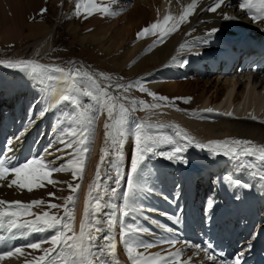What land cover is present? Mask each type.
Here are the masks:
<instances>
[{
	"label": "bare ground",
	"instance_id": "1",
	"mask_svg": "<svg viewBox=\"0 0 264 264\" xmlns=\"http://www.w3.org/2000/svg\"><path fill=\"white\" fill-rule=\"evenodd\" d=\"M52 1L55 5L50 4L51 8L54 9V7L60 6L63 9L66 8L70 10L69 6L71 5V0ZM231 2L233 4L236 2L238 5L237 13L236 9L234 11L236 14H234V17L244 16L247 18V21L240 22V20H237L238 18L234 19V17L229 20L223 19V16L229 13H227V10L231 8L229 7ZM240 2L241 0H225L224 5L213 13L207 11V9L214 5L215 0H197V6L188 16L187 22L181 23L176 30L171 31L161 43L155 44V46H153L154 42L157 41L159 39L158 36L161 35L159 30H157L155 34H150L154 36V39L151 37L149 40L146 39L148 35H145L142 39H137V33L158 21L162 23L166 15L179 18L183 9L190 5L192 0H141L134 6H130V4H133V0H95L97 5L108 7L109 11L114 14H103L98 11L94 12L93 15L87 18L83 17L81 26L79 24L75 26V22L73 21L74 9L71 10V24L69 23L70 25L68 28H71L70 32L74 36V41H78L81 45L86 55L85 59L91 60V62H94L97 66L110 68L112 72L116 70L118 74L114 77L116 79H121L120 82L106 80L99 81V83L102 85L106 84L107 90L116 97L118 93H116L117 91L115 92L112 87L120 89L116 87L117 84L120 85L121 83L124 85L126 83L129 85L131 82L130 80L133 78H144L141 80L146 81L148 87L152 83H155L154 87H157V90H155L156 94L169 98V101L165 102L167 105H162L165 110L168 111L166 116L170 117L175 122V124L174 122L173 124L170 122L172 129L175 130V128H177V131L183 130L189 137L192 136V138H194L193 143H188L181 136H179V138L178 135L175 136L177 137L179 146L185 149L182 155L186 160V162L175 163L180 165L185 175L189 173V165L192 162L200 160L207 165L203 171L201 186H196L194 179L190 180L184 178L186 186L179 203L175 204L170 199L173 205L169 201L167 195H165L166 192H158L155 186L148 187L143 197L139 199V204L143 208L142 214L139 213L143 219V225L140 226V228L147 229V232L141 233L137 239L143 243H147L150 238L157 242L161 239H173L177 241L175 245H161L157 243L151 249L149 248L147 253L164 252L166 254L168 251L180 248L184 251L186 250V243L179 240L182 236V223H186L191 219L200 218L205 211L207 202L214 204L218 201L216 197H214V199L210 197L206 199L209 192L208 187L211 186V170H216V173L221 174V176L230 174L233 180L238 179L242 184L252 186V190L249 192L246 187H235L233 184L231 192L228 191L229 194L227 193L226 201L231 202L234 199L232 195H234L237 199L238 206L247 212V214L251 211H254L255 214L256 212L260 213L257 209V205L261 206L264 210V190L259 187V175H251L250 169L242 168L235 161L222 154L214 155L207 149H201L203 153L198 154V151H196L197 147H195V142L207 144L211 140L228 139L251 140L257 145H264V122H262L264 121V88L258 87V84L264 85V83L260 84L257 76L251 78L252 84L250 79L246 80L244 74L253 69L251 63H246L239 70L237 62L232 60L227 69H221L218 72V69L214 70L210 66H205L207 62L199 56H184V54H182L185 53L186 49H197L201 47L190 45L198 38H203L205 33L213 27L219 29L215 35L218 40L228 39L232 34H263L264 21H254L250 14L239 8ZM46 3L47 0H0V81H2L3 86L2 91H0V135H4L8 139L5 157H10L14 165H20L27 156L36 155V157L43 156L45 159L50 158L47 155L48 152L43 151V141L38 139L37 142L36 135L41 133L45 138L53 122L48 119V116L44 115L40 118L45 117L46 119L44 118L42 120L38 118L35 121V125L23 130V127L27 123L26 119H29V112L24 110V102H21L16 94L14 83L18 76V72L14 68L5 66V63H3L7 61H16L18 55L24 53L28 48H32L33 54L30 60H35L45 65L48 64L45 58L49 57L48 53L52 47L54 48L56 40L54 41L55 29L49 27L46 22H42L43 18L41 19V15L39 14L41 9H43V4ZM37 18L41 19V21L35 22ZM170 25L171 21L168 26ZM81 29H84V31L79 35L78 31H82ZM213 40L214 38L211 41ZM182 44L185 45L184 48L180 47ZM209 45H211L210 42ZM149 48H151V50L146 51ZM8 52L12 53L11 56L8 55ZM39 57H43V59H39ZM183 61H187V63L182 64ZM62 62L61 64H67L69 67L71 66L70 62ZM48 65L58 66L59 64L55 63ZM81 68L82 71L87 70L91 72L83 63ZM261 70H264V62L256 67L253 72L257 75ZM238 71L240 73H238ZM22 73L27 83V88L31 89V86H28L35 80L34 77L29 76L25 72ZM215 73L217 74L214 75ZM218 75L224 78V84L221 83V79H218ZM235 77H237V81ZM98 79L101 80V78L97 77V80ZM240 80L241 82L245 80L243 82L247 81V83L243 85ZM52 82H55V84L58 83V81ZM58 85H63V82L61 81ZM249 85L251 86L246 96V90ZM242 87V91L237 89H241ZM124 89L122 88L121 90ZM27 92L29 91L27 90ZM121 92L127 99L124 98V100H119V103L124 104L125 107L130 109L133 107L131 100L134 99L138 101L140 96L142 98V95L139 93L140 91L138 92L134 87H132L130 91L128 90V92ZM36 94L39 98V93ZM181 97H191V100L189 102H184L181 99H176ZM55 100L56 97H53L51 104H55ZM221 101H223L224 105H228L226 113L219 115L214 114L213 111H207L208 109L212 110V107L221 103ZM240 102H243L241 106H233ZM53 108L54 107H52V109ZM140 111L141 110L138 109L129 113L127 125L129 129L136 123L135 120L138 113H141ZM228 112L232 113V115H227ZM248 112H251L257 119L253 120L249 118L247 115L249 114ZM168 117H166V119ZM107 119L102 118L100 121L98 118L100 123L97 127V138L95 137L96 141L93 146V153L87 163L84 180L80 187L75 223V230L77 232H79L80 222L84 216L89 185L96 177L97 165L100 163L102 151L105 147L111 148L110 144H105L104 138V124L108 121ZM44 120H46L45 124L43 123V125H40V122ZM146 122L149 124L148 121ZM167 128H169V126ZM21 133H23V135H21ZM174 139L176 140V138ZM44 144L46 145L45 142ZM54 145V143L50 145V148ZM9 147L12 148L11 152L8 151ZM164 147H166L168 151H171L174 145L164 142V144L160 145V149L163 150ZM133 148L134 137L128 136L119 149L123 158L118 160L117 163L120 165V174L125 179L122 180L120 191L114 201L117 205L123 204L121 197L126 188V173L128 171ZM212 159L213 162H215V167L213 169H211L209 165ZM166 161L170 162L171 160L166 159ZM253 162L259 166L258 161L254 160ZM106 174L116 175L115 171L108 165L107 160L101 167V177L104 178ZM11 178L12 177L9 176V179ZM217 178L220 177L218 176ZM62 179L65 181V178ZM61 180L59 182V184L62 185L61 187L67 186L66 182L62 183ZM221 181L222 180H220V182ZM105 183L108 187L113 186L111 181H105ZM172 184H174L172 181H169L167 184V193L170 192ZM0 200H20L28 203L24 190L16 187H8L7 181H0ZM130 202L133 205L135 204L133 197ZM108 211L110 210L103 209L100 213L101 219L104 218ZM174 211H179V213H181V223L175 222L178 221V219L173 216ZM242 214L243 213H238L236 217ZM28 217L27 215H22L19 217V220L23 222L25 218ZM32 217L34 218V216ZM263 221L264 213L261 218L252 219L251 225L253 226ZM228 224L231 226L233 220L228 221ZM163 226H167L171 230L165 231ZM119 233L120 227L118 224L112 232V235L115 236L116 258L119 259L120 264H131L128 254H126V248L120 241ZM260 233L262 237L260 244H262L264 231L258 232L257 235L260 236ZM146 238L149 239L145 241ZM14 244H18V247L22 248L24 255H14L0 261V264H25L26 260H28L27 248L24 247V242H18V235L12 237L9 244L10 249H12ZM214 249L215 252H222V247L219 243L214 246ZM138 251L144 252V249L140 248ZM211 255H209L207 251L199 252L198 250H194L190 253L182 254L181 259L186 260L191 257V264H220L217 258L214 261L209 259L208 257Z\"/></svg>",
	"mask_w": 264,
	"mask_h": 264
},
{
	"label": "snow or ice",
	"instance_id": "2",
	"mask_svg": "<svg viewBox=\"0 0 264 264\" xmlns=\"http://www.w3.org/2000/svg\"><path fill=\"white\" fill-rule=\"evenodd\" d=\"M224 3L225 0H215L214 5L210 6L207 11L214 13ZM196 6L197 0H192V3L183 9L179 18L166 15L162 23L158 21L137 33V39H142L145 35L155 34L159 30L161 35L154 42L153 46L161 43L171 31L176 30L181 23L187 22L188 16L195 10ZM239 8L250 14L254 21H264V0H241ZM46 11V8L41 9V14ZM97 11L103 14H114L109 11L108 7L97 5L95 0H77L73 14L76 16L83 15L87 18ZM223 19L229 20L233 19V17L225 14ZM170 21L171 25L168 26ZM218 31V28L213 27L205 33L203 38H198L196 41H193L190 46L208 44ZM180 47L184 48L185 45L182 44ZM150 50L151 48L146 51ZM3 63L9 68L25 72L37 80L64 82L68 85L65 88V93L59 96L55 104L49 103L48 107H58L63 103H68L76 110V114L71 116L66 126H63V121L58 122L62 125L60 127V139L58 142L62 143L66 149L74 150L72 159L62 165H57L56 160H60L62 157L57 156L55 159L49 161L41 156L39 158H33L22 165H14L10 157H0V181H7L8 187H16L22 190L26 189L31 192L34 188L44 187L45 182L55 185L58 182L52 179V174L63 171H72L74 177L79 176L81 179L83 178L85 160L87 154L90 152L89 145L92 135L90 126L95 118L90 115L87 106H83L77 98V93L82 91L80 86L85 80L91 85H94L98 89V93L94 94L91 90L84 89V95L93 97L99 105L97 111H106L108 116V121L104 124V138L105 144H110L111 148L105 147L100 156L96 177L89 185L88 198L86 199L84 216L80 222L79 232L74 227L75 217L73 212V207L77 199L75 193L80 188L79 184L75 186L69 185L74 195L67 197L64 205H49L50 208L63 207V216L49 214V212H44L43 214L34 213L32 211L33 207H39L44 203L43 200H33L28 203L20 200H0V228H6L12 237H15L17 233L26 236L28 230L32 232L54 230V234L51 235L50 239L46 238L40 242H32L28 245L32 249H41L42 243L47 242L52 247L43 249V255L34 257L32 260H26L25 264H120L115 253V236L112 235L113 229L118 224L120 227V238L125 245L131 264H191V257L186 260L181 259L183 254L182 249L168 251L166 254L164 252L147 253V250L157 243L161 245H175L177 241L173 239H161L158 242L143 243L137 237L139 234L147 232V229H142L135 223H125L124 220V218L129 217L137 211L130 201L141 188L137 182V174L146 158L150 155H160L171 161L186 162L182 155L185 149L179 146L178 141L174 142L171 139L150 134L149 129L155 127L162 128L164 125H153L145 121H136L131 129L127 126L130 112L137 110V108L140 110L145 108L152 109L163 105L159 103L148 105L144 101L133 99L131 100L133 107L131 109L127 108L124 104L119 103L120 97L111 95L107 88L97 83L96 75L87 70L81 71L74 63L67 70L61 66L45 65L35 60H16ZM186 63L187 61L182 62V64ZM99 77L105 80H111L103 72L99 73ZM142 83V81L137 80L127 86L117 84L116 87L127 90L129 87L140 86V90L148 92V95L152 96L154 100L160 102L169 101L168 97L148 91V89L142 87ZM176 99L189 102L191 97ZM47 111V107L42 109L39 116H44ZM207 111L212 110L208 109ZM227 115L231 116L232 113L229 112ZM251 119L255 120L257 118L252 116ZM177 134L183 137L188 143L194 142V138L189 137L183 130H178ZM128 136L134 137V148L126 173V188L121 197L123 204L117 205L114 201L120 191L122 180L125 179L120 174V165L117 161L123 158L119 149ZM164 142L176 146L171 151H158V148ZM195 147L207 149L214 155L222 154L235 161L242 168L250 169L251 175H259V187L264 190V145H257L251 140L228 139L211 140L207 144L195 142ZM8 151L11 152L12 148L9 147ZM56 151H60V149ZM106 160L116 175L106 174L102 178L101 167L105 164ZM254 160L259 162V166L253 162ZM9 176L12 178L9 179ZM224 179L236 186L251 187V185L242 184L238 179L233 180L230 176H225ZM105 181H111L113 186L108 187ZM49 196L54 197L55 193H49ZM207 207L211 209L212 204L209 203ZM103 209H109L110 211L101 219L100 213ZM22 215L34 216L35 219L19 222V217ZM175 222L179 223V221ZM163 227L165 231L171 230L167 226ZM140 248H143L144 252L138 251ZM207 249H211V245H208ZM207 249L201 250L207 251ZM14 255H24L22 248L16 247L14 250L3 252L0 254V261ZM242 257L243 253H240L232 264H242ZM208 258L213 261L216 259L214 255Z\"/></svg>",
	"mask_w": 264,
	"mask_h": 264
},
{
	"label": "rangeland",
	"instance_id": "3",
	"mask_svg": "<svg viewBox=\"0 0 264 264\" xmlns=\"http://www.w3.org/2000/svg\"><path fill=\"white\" fill-rule=\"evenodd\" d=\"M140 1L141 0H133V4H130V6H134L135 4H138ZM76 3H77V0H71V5L69 6L70 10H68L66 8L63 9L60 6L59 7L56 6V7H54V9L51 8V5H55V4H53L52 0H47V3L43 4V9L46 8L47 11L44 12L43 14H41V11H40L39 14L41 15V19L43 18L42 22H46L49 27H53L55 29L54 41L56 40L55 44H54L55 45L54 48L53 47L51 48V50L48 53L49 57L45 58V60L48 61V64L58 63L59 64L58 66L64 67L66 70L69 69V66L67 64L61 65L62 61H64V63H66V61L70 62L71 65L73 63L76 64L77 67H79L81 69V71H82L81 65L83 63L84 65L87 66V68L92 73H94V75H96L98 78H101V80L98 79L97 82L106 81L102 77H99V73H101V72H103L107 76H109L111 78V81L113 80L114 82H120L121 79H116L114 77V76H116V74H118L116 70H115L116 72L114 71L115 72L114 73V72H112V69H110V68H103V67L97 66L94 62H91V60L85 59L86 55H85L84 51L82 50L81 45L78 43V41H74V36L70 32L71 28H68V27L71 24V19H70L71 18L70 17L71 16V10L75 9ZM235 4H236V2H234V4L232 2L230 3L229 7H231V8L227 10V13L229 12L228 13L229 16H230L231 13L235 14V12L233 11V8H232V7H234L233 5H235ZM235 7H234V9H235ZM237 9H238V7L236 8V13H237ZM83 17H84L83 15H81V16L73 15V21L75 22V26H77L78 24L81 26V22H82ZM242 17H244V16H240V17H236L235 16L234 19L238 18L237 20H240V22H245L246 18H242ZM41 19L37 18L35 22H39V21H41ZM81 30L82 31H80V30L78 31L79 35H81L83 33V31H84V29H81ZM151 37H152V39H154L153 35L152 36L148 35L146 37V39L149 40ZM158 37H160V35ZM11 54L12 53L8 52L9 56H11ZM32 54H33V49L32 48H28V50L24 51V53L18 55L17 60H19V59H21V60H30V58L32 57ZM39 59H43V57H39ZM92 63H94V64H92ZM205 66H209V65L206 63ZM17 72H18V76L15 79L16 81L14 83L15 87L17 89L16 90V94L18 95L19 100L21 102L22 101L24 102V106H23L24 110L26 112H29V116H28L29 119L28 118L26 119L27 123L23 127V130L31 127L32 125H35V121L38 118L41 117V116H39L40 111L47 107L48 111L45 113V115L48 116V119L52 120L53 124L49 128L50 130L47 131L45 138L40 133V134L36 135V140H37V142H38V139L40 141H43L42 142L43 151L44 152L45 151L48 152L47 155L50 158H46L45 160H49L50 161V160L55 159V157L60 156V157H62V159L56 160V164L57 165H62L64 163H66L68 160L72 159V153H73L74 150L73 149H66L62 143L58 142L59 139H60V127L62 126L58 122L63 121L64 122L63 126H66L69 123V120H70L71 116H74L76 114V110L68 103H63V104H61L58 107H54L53 109H52V107H48V105H49V103L52 102L53 97H56V100H57L59 98V96L61 95L60 94L61 92H62V94H64L65 93V88L68 85H66L64 82H63V85H58V84L61 83V81H58V83L55 84V82L53 83L52 81L37 80L36 78H34L35 80H33L31 82L32 84H30L28 86V87L31 86L30 87L31 89H28L27 88V83L25 81V78L22 75L23 74L22 71L17 70ZM238 73H240V72L238 71ZM216 74L217 73H215L214 75H216ZM244 75L246 77V80H248V79L252 80L251 77H250V74L245 73ZM235 78H236V81H237V77H235ZM139 79H140V77H136V78L131 79L130 81L131 82H135V81H137ZM141 79H144V78H141ZM218 79H221V83H223L224 78H221L219 76ZM141 81L143 82L142 83V87H144V88L148 89L150 92L156 94L155 90H157L156 89L157 87L156 86L154 87L155 83H152L148 87V84H147L146 81H144V80H141ZM243 81H245V80H243ZM243 81L241 82V80H240V82L243 85L247 83V81L246 82H243ZM259 83L261 84V83H264V82L259 81ZM120 85H123V84L120 83ZM127 85L128 84H126V83L124 84V86H127ZM261 85H263V84H261ZM261 85L258 84V87L264 88V85L263 86H261ZM104 86L106 88V84L102 85V87H104ZM250 86L251 85H249L247 87V90L249 89ZM80 87H81L82 91L80 93H77V98L81 101V104L83 106H87L90 115L95 117L93 119L92 123H91V126H90V131H91L92 135L90 137L91 143H90L89 147H90V151L92 150V152H89L87 154V158L85 160V166H84V170H83V178L82 179L79 176L74 177L73 174H72V171H63V172H58V173H53L52 174V179H54L55 181L58 182L55 185L48 184L47 182H45V186L44 187L34 188L33 191H31V192H29L26 189H23L24 193L27 196L28 202H31L33 200H43L44 201V203L41 204L39 207H33V209H32L33 212H35L37 210L36 212L37 213L39 212L38 214H40V213L43 214L44 212H49V214H54V215H57V216H63L64 215V208L63 207L50 208L49 205L50 204L64 205L66 200H67V197H69L71 195H74L72 193L71 188L69 187V185L75 186L76 184H79L80 187H81V184L83 183L84 176H85L86 169H87V166H86V164L88 163L87 161L90 160L91 155L93 153V146H94V143L96 141V138H97L96 136H97V132H98L97 131V127L99 126V123L102 120V118H104V119L108 118L106 111H97V109L99 108V105H98L97 101L95 99H93V97L84 95V93H83L84 89H88V90H91L94 94H96V93H98V89L94 85H91L86 80L84 81V83ZM112 88H113V90L115 92L117 91L116 92V93H118L117 97H120V100H124V98H125L122 95L121 91L128 92V90L130 91L132 89V87L127 88V90H125L124 88H123L124 90H121L122 88H120V89H116L114 87H112ZM2 89H3L2 81H0V91ZM134 89H137L138 92L140 91L139 93H140V95H142V98L140 96V99L138 101H144L145 104H148V105L156 104V103L164 104V105L166 104L165 102H161L160 103V101L154 100L153 97L148 95V92L141 91L140 90V86H135ZM237 89L239 91H242L243 87L241 89L240 88H237ZM27 90L29 92H27ZM108 92L110 93V91H108ZM36 93H39V98L37 97L38 95ZM50 95H51V100H50ZM149 98H151V99H149ZM163 108H164L163 106L158 107V108H152V109L145 108V109L140 111L141 113H138L137 117H139V116L140 117L139 118L136 117L135 121H140V120L141 121H145L146 120V121L149 122V124L164 125V127H162V128L155 127V128L149 129L150 134L153 135V133L155 132L154 135L157 134L155 136L168 138V139H171L174 142H177V137H175L176 135H178L177 134L178 133L177 128H175V130L172 129V125H170V124L171 123L173 124L174 121L170 117L166 116L168 111H166L165 108L164 109ZM138 109L139 108H137V110ZM81 110H83V108H81ZM162 113H163V115H162ZM144 114H145V116H144ZM142 116H144V117H142ZM165 116L168 117V118L166 119ZM44 118H40V119L43 120ZM98 118H99L100 121L98 120ZM45 121L46 120L41 121L40 125H43V123L45 124ZM174 124H175V122H174ZM168 126H169V128H167ZM170 126H171V128H170ZM169 130H171V131H169ZM172 130H173V133H172ZM179 136L180 135H178V138H179ZM190 137H192V136H190ZM174 138H176V140ZM53 140H54V142H53ZM44 142L46 143V145L44 144ZM53 143L55 145L52 148H50V145H52ZM162 144H164V143H162ZM172 145H174V144H172ZM174 146H176V145H174ZM161 148H162V146H161ZM57 149H60V151H56ZM164 149L161 150L160 147H159L158 151H161V152H167L168 151V149L166 147H164ZM196 151H198L199 154L203 153V151H201L200 148H196ZM159 157H160L159 155L158 156L157 155H150L148 158H146V160L141 165V171L139 173L140 174L139 175V180H140V183H141L142 187L136 193V198H137V200L139 202V199H141L143 197V195H144V193H143L144 189L147 186H149V187L150 186H155V188H156V190L158 192H160V193H165L166 192L165 195H167L169 201L171 199L173 203L177 204V203L180 202L181 196L183 195L182 194V191H183L182 187L183 186L181 184L182 181H181L180 175L178 174V171H175V170L172 171L171 168L164 167L161 164V162L158 161V159L163 158V156H161L160 158ZM195 165L196 166H194V167L197 170H199V169H201V167L205 166L204 164H199V163H196ZM202 176H203V173H202ZM218 176L220 178H217ZM223 176H221V174L218 173L217 175L216 174H211V177H210V180L212 182V188H210V190L208 192V195L218 196V200L219 201H221V198L219 197L221 195V192H219L217 188H219L221 185H224L223 184V182H224L223 181ZM62 178H65V181H63L64 179H62ZM60 180L62 181V183L66 182L67 186L61 187L62 185L59 184ZM220 180H222V181L220 182ZM169 181H172L174 184H172V188H171L170 192L167 193L168 192L167 191V187H168L167 184L169 183ZM225 182H226V180H225ZM178 183H179L180 186H178ZM199 184L200 183L198 182V185ZM219 184H221V185H219ZM231 187H229L225 191V193L223 194V197H225V202H227V204L230 203L229 201H226V198H227L228 191L231 192V190H232ZM79 189H78L77 193H75L77 199H76L75 205L73 207V212H74V217H75L74 227H75V223H76V212L75 211L77 210V206H78V203H79V194H80V190ZM223 189H225V186L223 187ZM49 193H55V196L51 197V196H49ZM234 194H236V193H234ZM232 197L235 198L234 195H232ZM175 201H177V202H175ZM212 207L213 208H217L218 205L214 204V205H212ZM261 210H262V212H261ZM259 211H260V214L262 216V214L264 213V210L261 208ZM217 214L218 213H216V212H212V214L210 215L211 216L210 221H209L210 226H211V223L215 221V218H216ZM28 218H29V220L35 219V217L33 218L32 216H29ZM19 222H20V220H19ZM126 223H135L139 227L143 225V223H141V220L139 218H137V217H134V216H132L131 219H129L128 222H126ZM194 224L196 226V229H188L186 231V235H185V238H186V241L188 242V244H193V245L198 243L199 238L205 237V233L203 231H201L203 229V227L198 226L197 223H194ZM198 228H200V230H198ZM48 231L51 232V235L54 234V230H48ZM51 235H50V237H51ZM139 235H141V234H139ZM148 239L149 238H146L145 241H147ZM150 242H154L152 238H150L147 243H150ZM51 247L52 246H51L50 243L45 242V243H42L41 249H32V248L29 249L28 252H27V255L29 256V260H32L34 257H39L40 255H43L44 254L43 253V249L51 248ZM180 249H182V248H180ZM184 252L185 251L183 250V254H185Z\"/></svg>",
	"mask_w": 264,
	"mask_h": 264
}]
</instances>
